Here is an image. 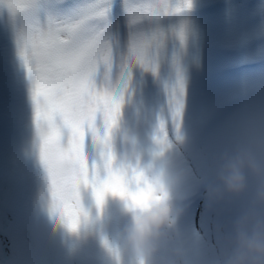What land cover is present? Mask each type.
Wrapping results in <instances>:
<instances>
[{
    "label": "snow or ice",
    "instance_id": "obj_1",
    "mask_svg": "<svg viewBox=\"0 0 264 264\" xmlns=\"http://www.w3.org/2000/svg\"><path fill=\"white\" fill-rule=\"evenodd\" d=\"M181 10L171 0H0V26L11 32L30 85L48 211L68 233L91 221L89 197L99 214L108 196L143 207L163 187L162 158L181 140L185 84L177 58L174 81L163 82L166 108L148 114L133 85L138 71L158 76L171 38L184 42L182 24H164ZM127 133L150 142L132 165L120 162Z\"/></svg>",
    "mask_w": 264,
    "mask_h": 264
},
{
    "label": "rangeland",
    "instance_id": "obj_2",
    "mask_svg": "<svg viewBox=\"0 0 264 264\" xmlns=\"http://www.w3.org/2000/svg\"><path fill=\"white\" fill-rule=\"evenodd\" d=\"M171 1L174 4L179 0ZM189 1H195V4H191L195 8L217 4V0ZM231 1L236 4L234 10L225 9L223 0H220L218 9L209 12L214 13L212 16L199 22L187 23L190 28L203 24L208 31L220 28L219 25H215V20L222 19V23L225 22L223 24L225 34L216 33L210 36L218 39L219 46L216 49L221 50V58L214 72L206 77L207 84L222 85L225 89L219 92L218 89L213 91L211 98L218 92L217 99L212 103L210 100L209 107L205 111L230 102L228 94L231 93L229 89L231 82H242L253 77L260 78L264 74L263 72L245 73L230 78H222L219 75L220 69H224L226 65L243 61L246 54L244 39L254 41L257 51H264V0L256 6H252L250 0ZM80 2L83 0H79ZM179 5L181 9L188 8ZM4 32L5 28L0 26V38L2 37L3 40ZM0 50V59L4 63V50L2 51L1 48ZM4 74L3 72L0 74V90L5 84L16 99L10 106L5 105V101L0 104V138L3 130H6L10 136L7 142H2L0 139V264H114L107 249L101 243V238L114 243L122 234V225L129 224L130 217L125 212L123 202L121 201V215H113L106 204L98 214L94 201L90 197L87 198L85 204L93 223L89 230L79 236L68 233L58 225H53L47 211L46 174L34 147L31 116L25 111L27 99L24 98L30 96V92L20 93L16 87L8 84L7 74L5 72ZM25 85L29 91V83ZM255 87L249 90L258 88ZM3 93L6 95L5 92ZM239 93H244V90ZM243 101L246 100L243 98ZM204 103L206 104V100ZM14 107L19 109V112L16 111L18 119L16 128L12 126L10 120V116L13 118L15 115ZM197 117H200L199 114ZM225 201L219 204L225 206L227 204ZM230 206L240 208L239 203L230 202ZM215 209L220 213L221 208L215 206ZM198 212H201V208ZM166 234L168 233L163 237ZM171 257V254H168L170 260ZM123 260L127 264V257ZM146 264H157L154 252L147 258Z\"/></svg>",
    "mask_w": 264,
    "mask_h": 264
},
{
    "label": "bare ground",
    "instance_id": "obj_3",
    "mask_svg": "<svg viewBox=\"0 0 264 264\" xmlns=\"http://www.w3.org/2000/svg\"><path fill=\"white\" fill-rule=\"evenodd\" d=\"M175 2L178 3H174V6H180L179 4L184 6L187 2L190 4V7L187 9L195 8L191 5L195 4V1L179 0ZM216 2L219 1L217 0ZM235 8L236 4L232 10ZM183 10L184 9L181 11ZM213 14L214 13H209L201 16L200 18L198 16L194 18L185 17L186 19L182 18L178 22L170 23L173 26H179L181 24L183 25L185 32L184 42L181 44L178 39L171 38L166 45L158 76L154 77L151 73L141 74L138 71L135 74L133 86L137 89L136 96L134 98L135 102H142L146 111L149 110L151 111V114L154 115L161 109L166 108L167 95L163 88V82H172L175 79V73L171 64L172 57L175 56L182 70L185 84L184 111L180 128L181 140L177 142L181 145V148L186 153V155L190 156L189 158L191 161L194 157L192 154L193 149L200 148L202 149V154L207 159L209 157L211 162L214 164V154L212 153L210 135L204 130V122L214 110L218 109L217 107L219 106L215 108L213 107L214 109H210V111H205V109H208L210 100L212 103L217 99V93L219 90L225 88L218 84H207L206 77L214 72L217 62L221 58V50L216 49V47L219 46L218 39L216 40L210 38V36H213L216 33L219 35L225 34V26H223L225 22L222 23V19L215 20V25H219L220 28L210 29L208 31L203 24L192 26L191 28L188 27L187 24L190 22L202 21L206 17H210ZM168 18H166L164 21L166 27L169 25L168 22L166 23ZM8 32L9 31L5 29V36L2 34L5 39L3 40L2 37L0 38V48L2 51L4 50L5 55L4 63L0 59V74H2V72L3 74L4 72L8 73L6 72L7 53L12 51L16 55V47L14 46L15 43L9 44V42H14L13 37ZM213 43L214 45L212 46ZM246 59H248L247 55H245L242 60ZM16 61L19 65L16 75L18 76L19 80L25 76V79L28 82L25 71L23 67H21L18 57ZM221 70L222 69H220V71ZM260 72L264 73V69L254 73ZM9 74L10 73H8V77L6 75L8 84L10 81ZM19 84L21 85V83ZM251 87L257 88L250 90H254L259 93L260 98L249 103L247 97L252 93L249 91V88ZM216 89H218V92L211 98V94ZM229 89L231 90V93L228 94V97L230 102L234 104V109L231 114L227 116L221 127V137L224 141L226 151L230 150L237 143H242L251 139H264V74L260 78L253 77L251 79L242 80V82H231ZM1 90L5 92L6 95H4ZM1 90L0 104L2 101H5V105L10 106L16 99V96H12L5 84L1 86ZM242 90H244V93H239ZM243 97L245 100L247 99V102L242 100ZM204 100H206V104L204 103ZM21 103L23 104V101H21ZM25 104L27 106V109L25 110L27 115L32 116L30 96ZM14 109L16 108L14 107ZM13 113L15 115H13V118L10 116V120L12 126L16 128L18 119L14 110ZM198 114L200 117H197ZM13 131L16 132V130ZM9 137L10 136L6 130L1 132L0 139L2 142H7V138ZM228 202L230 203V201ZM229 203H227L225 206H221L219 202L211 203L207 201L206 198H202L201 195V199L195 208L194 220L196 226L207 240L210 257L214 261V264H223V259L228 252L226 237L230 230V224L240 209L230 206ZM237 203L240 204V201ZM173 206L180 207L181 203L173 198ZM215 206L221 208L220 213H217ZM119 208L121 209L120 205ZM200 208L201 212L199 213L198 210ZM207 222L209 224H206ZM158 244L164 246L163 255L166 259V264H182L175 249L174 238L172 234H166L165 238L162 237ZM168 254H171V260L168 258Z\"/></svg>",
    "mask_w": 264,
    "mask_h": 264
},
{
    "label": "clouds",
    "instance_id": "obj_4",
    "mask_svg": "<svg viewBox=\"0 0 264 264\" xmlns=\"http://www.w3.org/2000/svg\"><path fill=\"white\" fill-rule=\"evenodd\" d=\"M149 143L147 138L137 142L132 133L121 134L120 162L135 164ZM162 163L163 187L157 184L143 207L132 206L131 201L119 199L130 221L116 242H108L111 251H107L114 264H124V257H127V264H146L163 235L175 233L182 208L173 206V189L181 182L182 173L173 168L168 155L162 158ZM203 195L211 203L240 201V209L226 237L228 252L223 264H264V139L237 143L221 153ZM46 203L48 211V190ZM49 216L54 226L66 230ZM92 223L91 219L81 226L78 234L72 235L79 236L89 230Z\"/></svg>",
    "mask_w": 264,
    "mask_h": 264
}]
</instances>
